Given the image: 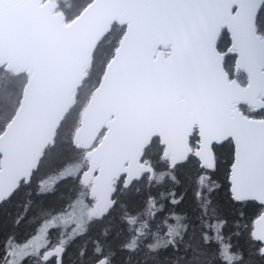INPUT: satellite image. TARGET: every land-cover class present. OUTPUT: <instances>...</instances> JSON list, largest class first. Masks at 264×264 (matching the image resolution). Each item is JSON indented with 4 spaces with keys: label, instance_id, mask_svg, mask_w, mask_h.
Listing matches in <instances>:
<instances>
[{
    "label": "snow or ice",
    "instance_id": "snow-or-ice-1",
    "mask_svg": "<svg viewBox=\"0 0 264 264\" xmlns=\"http://www.w3.org/2000/svg\"><path fill=\"white\" fill-rule=\"evenodd\" d=\"M8 225L0 264H264V0H0Z\"/></svg>",
    "mask_w": 264,
    "mask_h": 264
},
{
    "label": "trees",
    "instance_id": "trees-1",
    "mask_svg": "<svg viewBox=\"0 0 264 264\" xmlns=\"http://www.w3.org/2000/svg\"><path fill=\"white\" fill-rule=\"evenodd\" d=\"M193 177H194V174H193ZM185 179H186L185 177H182V180H185ZM184 186H185V187H188L187 183H185ZM181 191H183V188L181 189ZM192 198H193V197H192V190L189 189V191H188V195H187L186 200H185V203H183V204L180 206V209H178V210H188V209H189V204L191 203ZM10 228H11V225H8L7 227H5V228L3 229V231H0V237L3 236L4 232L10 230ZM225 231H227V230H225ZM53 239H55V234H54V233H53ZM71 252H72V249L69 250V254L65 257L66 262H67L68 260H70V258H71Z\"/></svg>",
    "mask_w": 264,
    "mask_h": 264
}]
</instances>
